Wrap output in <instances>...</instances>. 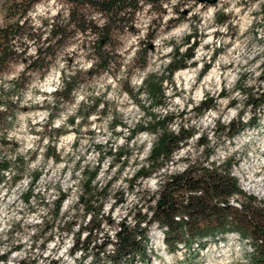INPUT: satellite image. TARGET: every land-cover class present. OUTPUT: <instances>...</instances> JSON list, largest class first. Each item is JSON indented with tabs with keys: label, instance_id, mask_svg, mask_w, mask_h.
Wrapping results in <instances>:
<instances>
[{
	"label": "rangeland",
	"instance_id": "374dc122",
	"mask_svg": "<svg viewBox=\"0 0 264 264\" xmlns=\"http://www.w3.org/2000/svg\"><path fill=\"white\" fill-rule=\"evenodd\" d=\"M263 6L264 0H218L215 4L170 0L160 9L144 3L134 16L137 29L118 33L114 39L118 43L113 55L116 60L108 71L87 72L91 58L82 40L94 39L95 34L80 31L69 37L47 68L28 67L23 57L13 60L1 72L0 85L18 76L26 83L20 90L0 93V161L10 163L8 175L0 183V264H18V260L21 264L102 263L99 258L82 257L79 250L70 253L73 232L89 216L81 204L75 205L81 169L86 164L93 167L97 161L100 168L94 183L103 188L97 187L94 196L103 201L104 215L91 242L113 238L119 222L132 225L140 212L149 213L161 179L194 159L218 164L229 156L240 186L264 200V104L256 108L257 123L246 124L233 136L221 129L223 123L238 117L241 107L245 106L244 119L251 113L240 87L249 88L254 95L264 89ZM66 7L59 0L39 1L30 12L33 24L43 30L41 14L53 16ZM176 8L182 17L169 23L177 15ZM5 13L6 1L0 0V24L6 21ZM218 17H227L226 22L217 23ZM189 34L190 43L198 41L194 55L187 66L175 69L171 78L163 81L167 104L154 110L168 109L174 116L172 128L184 123L193 133L163 167L147 176L136 175L155 134L137 131L129 137L125 125L132 126L144 114L129 88L136 91L147 71H160L169 60L171 45L183 42ZM186 42L180 45L183 51L190 45ZM34 44L31 39L23 44L25 54L35 53ZM144 54L148 60L141 66ZM210 59V66L201 74ZM74 69L79 84L72 97L56 102L54 89L62 82L61 73ZM139 96L147 100L146 93ZM205 97H212L216 105L198 112L195 106ZM7 98L12 105L6 110ZM72 115L74 122L68 120ZM57 127L62 130L57 131ZM201 138L207 141L204 146L198 143ZM37 171L38 177L33 178ZM15 173L21 175L12 180ZM30 185L33 195L25 201L22 193ZM59 189L66 195L56 215L54 200ZM242 198L232 194L228 201L239 206ZM66 218L71 220V230L61 222ZM87 230H82L81 238ZM159 230L163 233V228L152 222L148 259L137 258L134 264H244L252 249L251 240L237 232L207 237L202 242L184 238L172 249L166 241L161 244L157 240ZM112 246L108 244L106 249Z\"/></svg>",
	"mask_w": 264,
	"mask_h": 264
},
{
	"label": "trees",
	"instance_id": "16d2710c",
	"mask_svg": "<svg viewBox=\"0 0 264 264\" xmlns=\"http://www.w3.org/2000/svg\"><path fill=\"white\" fill-rule=\"evenodd\" d=\"M5 1L6 21L0 24V74L18 57H23L28 67L47 68L55 60L57 52L67 45L69 37L77 31L95 34L94 39L82 40V46L87 48V55L91 58L87 72L94 74L108 71L112 67L116 60L113 55L118 46L114 39L118 33L137 29L134 16L138 10L142 9L144 3L150 4L152 8L160 9L165 1L170 0H59L67 4L66 11L58 9L53 16L41 14L43 30L38 26L35 27L30 15L36 3L43 0ZM175 10L177 15L170 18L169 23L176 22L182 17L181 10L178 8ZM226 19L227 17L216 18L217 23H225ZM189 37L190 34L184 38L183 42L190 43ZM28 39L35 43L34 54H25L26 46L23 44ZM181 43L171 45L169 60L160 71H147L136 91L132 87L129 88V92L135 97L144 113L142 118L132 126L125 125L129 137L135 135L137 131L155 134L146 159L140 162L135 171L136 175L147 176L152 171L163 167L169 159H172L179 146L185 143L193 133V129L185 126L184 123L172 128L170 123L174 120V116L168 109L164 112L154 110L156 106L167 104L168 95L163 81L171 78L175 69L189 64L190 57L194 55L193 48L198 41L194 40L184 51L180 49ZM147 60L144 54L140 65L144 66ZM210 62L211 59L205 63L201 74L206 72ZM61 74L62 82L54 89L56 102L69 100L74 88L79 84L77 69ZM21 78L22 76L12 77L6 84L2 83L0 93L5 94L7 89H22L26 81ZM240 89L245 98V105L249 107L251 113L249 112L248 118L244 119L242 112L245 106L241 107L236 119L232 118L227 123H223L221 129L228 136L235 135L246 124L257 123L259 116L256 108L264 104V89L258 95L248 91L249 88L240 87ZM142 93L147 94V100L142 101L139 96ZM236 102L237 100L234 99L233 103ZM10 105L12 100L7 98L3 107L7 110ZM215 105L216 102L212 97L207 99L205 97L195 107L198 112H202ZM2 116L3 111L0 109V121ZM68 120L74 122V116H69ZM56 130L62 129L57 127ZM206 142L202 138L198 141L202 146ZM118 152L121 153L122 150ZM231 162L229 156L218 164L215 161L205 164L194 159L182 170L169 173L161 179L158 196L155 202L148 206L151 208L150 212H140L132 225L119 222L113 238L104 237L100 242H91L94 233L101 228L100 224L104 215L101 211L103 201L94 196L96 189L103 188L94 183L100 165L99 161L93 167L86 164L81 169L80 187L76 194L75 205L81 204V208L85 213L89 212V216L86 223L80 225L76 233L73 232L70 253L79 250L84 258L96 260L99 258L102 261L100 264H134L137 258L146 260L148 259V231L151 223L156 222L164 229V239L172 249L176 248L184 238L188 240L197 238L203 241L207 237L223 236L227 231H236L239 236H245L251 240L252 249L249 252L248 261L244 264H264V200L248 193L240 186L238 177L231 171ZM9 167L10 163L7 160L0 161V183L8 175ZM20 175L15 173L11 178L16 180ZM38 175L37 171L33 178H37ZM232 194L243 195L239 206L229 203L228 197ZM31 195H33L32 185L22 193V198L29 201ZM65 195L64 190H58L54 200L56 215L60 213ZM61 222L63 225H68L70 230L73 228L70 219H62ZM59 223L60 221L55 227ZM85 228L88 230L81 238L80 234ZM108 244L113 246L106 249ZM1 256L5 258V255ZM21 262L22 260H18V264Z\"/></svg>",
	"mask_w": 264,
	"mask_h": 264
},
{
	"label": "water",
	"instance_id": "95a60500",
	"mask_svg": "<svg viewBox=\"0 0 264 264\" xmlns=\"http://www.w3.org/2000/svg\"><path fill=\"white\" fill-rule=\"evenodd\" d=\"M197 1H199L201 3L206 2V3H209V4H215L218 0H197Z\"/></svg>",
	"mask_w": 264,
	"mask_h": 264
},
{
	"label": "bare ground",
	"instance_id": "6f19581e",
	"mask_svg": "<svg viewBox=\"0 0 264 264\" xmlns=\"http://www.w3.org/2000/svg\"><path fill=\"white\" fill-rule=\"evenodd\" d=\"M250 188H252V187H250ZM233 233V232H232ZM162 234H164V232L162 233ZM251 246V245H250Z\"/></svg>",
	"mask_w": 264,
	"mask_h": 264
}]
</instances>
